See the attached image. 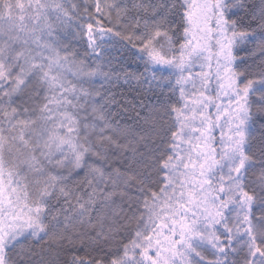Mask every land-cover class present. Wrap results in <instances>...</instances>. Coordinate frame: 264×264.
<instances>
[{
  "label": "snow or ice",
  "instance_id": "obj_1",
  "mask_svg": "<svg viewBox=\"0 0 264 264\" xmlns=\"http://www.w3.org/2000/svg\"><path fill=\"white\" fill-rule=\"evenodd\" d=\"M0 264H264V0H0Z\"/></svg>",
  "mask_w": 264,
  "mask_h": 264
},
{
  "label": "trees",
  "instance_id": "obj_2",
  "mask_svg": "<svg viewBox=\"0 0 264 264\" xmlns=\"http://www.w3.org/2000/svg\"><path fill=\"white\" fill-rule=\"evenodd\" d=\"M250 47H251L250 45L247 46V47L242 46L240 49L237 50L238 51V55L240 57H245L246 58L248 56V50H247V48H250ZM133 67H135V65H133ZM260 132H261L260 125H259V123H257L254 126V128H253V134L255 136H259L260 135Z\"/></svg>",
  "mask_w": 264,
  "mask_h": 264
}]
</instances>
